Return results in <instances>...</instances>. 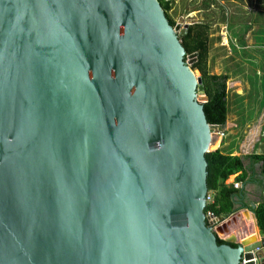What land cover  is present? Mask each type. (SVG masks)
<instances>
[{"label": "water", "instance_id": "water-1", "mask_svg": "<svg viewBox=\"0 0 264 264\" xmlns=\"http://www.w3.org/2000/svg\"><path fill=\"white\" fill-rule=\"evenodd\" d=\"M188 28L159 0H0V264H264L262 230L219 245L206 216Z\"/></svg>", "mask_w": 264, "mask_h": 264}, {"label": "rangeland", "instance_id": "rangeland-1", "mask_svg": "<svg viewBox=\"0 0 264 264\" xmlns=\"http://www.w3.org/2000/svg\"><path fill=\"white\" fill-rule=\"evenodd\" d=\"M173 1L169 15L176 21V26L185 29L196 23L212 25L207 69L211 75L227 76L230 115L226 131L212 129L213 136L218 139V134L225 132L226 140L224 138L223 143L227 146L218 148V140L217 145H212L210 149L215 151L218 148L224 154L232 155L231 152L238 149V144L249 139L246 138L255 130L252 129L260 127L258 121L264 117V8L260 9L256 2L252 6L250 1L243 0L252 12L242 13L236 7L225 5L223 0H214L215 3L213 0ZM238 1L241 2L231 0L232 3ZM262 1L260 6L264 7ZM223 10L226 19H223ZM255 122H258L257 126H254ZM236 124L240 127L232 131ZM251 153L250 149L248 154Z\"/></svg>", "mask_w": 264, "mask_h": 264}, {"label": "trees", "instance_id": "trees-1", "mask_svg": "<svg viewBox=\"0 0 264 264\" xmlns=\"http://www.w3.org/2000/svg\"><path fill=\"white\" fill-rule=\"evenodd\" d=\"M169 23L175 27L176 21L170 17L169 12L173 8V0L166 2L159 0ZM214 1V0H213ZM241 2L232 3L231 0H223L225 5H229L230 8L236 7L237 10L243 12H252L248 10L247 3L243 0ZM250 1V5H256L261 7V0H246ZM264 4V0L262 1ZM215 3V1H214ZM206 6H209L206 3ZM225 7V6H224ZM252 10V9H251ZM224 11V10H223ZM222 11V12H223ZM226 19V12L223 13V19ZM230 24V22L228 21ZM209 23H196L188 28V32L185 36H180L181 43L186 50V56L197 53V62L193 64L194 70H199L202 74L203 85L205 88V94L208 101L204 103V111L208 123L214 128L224 129L226 127L228 116L230 113V107L228 103V90H227V76L211 75L207 69V61L210 56V29ZM187 61V58H186ZM257 162L263 163L264 174V155L251 156ZM206 160L208 163V188L210 194L213 193L214 202L208 204L205 212H213L216 217L227 216L231 213L232 203L231 198L236 192L233 187L226 185V182L233 175L240 174L237 177L238 182H242L246 179V166L245 162L239 156L226 155L222 150H216L206 154ZM258 217L259 226L264 233V201L256 211ZM218 244H229L228 242L218 237ZM233 247H237L236 244H230Z\"/></svg>", "mask_w": 264, "mask_h": 264}, {"label": "crops", "instance_id": "crops-1", "mask_svg": "<svg viewBox=\"0 0 264 264\" xmlns=\"http://www.w3.org/2000/svg\"><path fill=\"white\" fill-rule=\"evenodd\" d=\"M261 118L258 121L260 127H254L252 130H255L246 138L250 140L238 144V149L231 152L233 156H239L245 162L246 179L238 182L237 177L240 174H236L226 182V185L233 187L236 191L231 198V213L218 218V222L214 226L220 239L236 245L246 238L259 234L261 230L256 211L264 201L263 163L251 158L254 155H264V117ZM258 122H255L254 126ZM236 125H233L232 131L234 128L240 127ZM223 130L226 131V127ZM224 138L226 140V136ZM223 139L219 138V148L227 146L226 143H223L225 141ZM250 149L253 153L248 154ZM235 183L240 184L239 188L234 186ZM247 210L250 212L248 215ZM261 235L264 236V233L262 232Z\"/></svg>", "mask_w": 264, "mask_h": 264}, {"label": "built area", "instance_id": "built-area-1", "mask_svg": "<svg viewBox=\"0 0 264 264\" xmlns=\"http://www.w3.org/2000/svg\"><path fill=\"white\" fill-rule=\"evenodd\" d=\"M164 1L169 2V1H172V0H164ZM218 135L220 136L221 139H223L225 137V132H220ZM239 185H240L239 183H235L234 186L236 188H239ZM213 202H214L213 195L209 193L207 205L208 204H212ZM206 216H207L209 222H213V226H215L217 224L218 217H216L213 212H211V211L210 212H207L206 213ZM255 251H258V250H255ZM255 253L256 252H253V257L250 258V259L243 258L241 264H259V259L255 255Z\"/></svg>", "mask_w": 264, "mask_h": 264}, {"label": "bare ground", "instance_id": "bare-ground-1", "mask_svg": "<svg viewBox=\"0 0 264 264\" xmlns=\"http://www.w3.org/2000/svg\"><path fill=\"white\" fill-rule=\"evenodd\" d=\"M216 145H217V143H216ZM218 145H219V144H218ZM218 148H219V146H218ZM218 148H217V149H218Z\"/></svg>", "mask_w": 264, "mask_h": 264}]
</instances>
